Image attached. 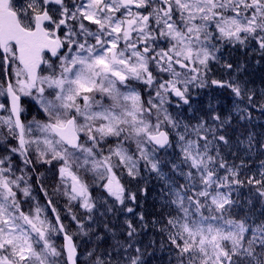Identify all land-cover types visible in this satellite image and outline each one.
Here are the masks:
<instances>
[{
  "label": "snow or ice",
  "instance_id": "obj_1",
  "mask_svg": "<svg viewBox=\"0 0 264 264\" xmlns=\"http://www.w3.org/2000/svg\"><path fill=\"white\" fill-rule=\"evenodd\" d=\"M226 49L264 60V0H0V264H264V86Z\"/></svg>",
  "mask_w": 264,
  "mask_h": 264
},
{
  "label": "trees",
  "instance_id": "obj_2",
  "mask_svg": "<svg viewBox=\"0 0 264 264\" xmlns=\"http://www.w3.org/2000/svg\"><path fill=\"white\" fill-rule=\"evenodd\" d=\"M231 51L232 59L230 62L235 63L239 59H245V61L248 63V69L246 72V75L249 77L250 80L254 82L255 85L264 86V60L261 61L260 64H255L252 60H248L247 57L244 56L243 53H241L239 50H230L226 49V54ZM231 101L228 100L227 104L224 107L230 106ZM256 116L259 117V113H255ZM255 131L259 134L264 131V119H258L255 127ZM40 172H45V168L38 169ZM49 176H51V173H48ZM48 183H52V180H49ZM37 194H39L37 190ZM151 194V193H150ZM151 197H149L148 201L145 202V207L148 209H152L153 203H152Z\"/></svg>",
  "mask_w": 264,
  "mask_h": 264
},
{
  "label": "rangeland",
  "instance_id": "obj_3",
  "mask_svg": "<svg viewBox=\"0 0 264 264\" xmlns=\"http://www.w3.org/2000/svg\"><path fill=\"white\" fill-rule=\"evenodd\" d=\"M24 103H25V105H27V103H28V101H27L26 98L24 99ZM31 115H36V112H35L34 109H33L32 113H31ZM31 115L28 117L29 119L31 118ZM38 171H39V170H38ZM37 195H39V194H37ZM149 197H151V194H149ZM40 199H41V202H43V197H42V196L40 197ZM152 203H153V202H152Z\"/></svg>",
  "mask_w": 264,
  "mask_h": 264
}]
</instances>
